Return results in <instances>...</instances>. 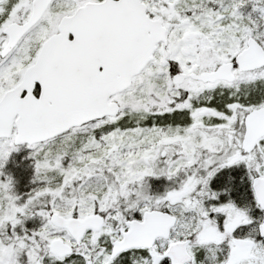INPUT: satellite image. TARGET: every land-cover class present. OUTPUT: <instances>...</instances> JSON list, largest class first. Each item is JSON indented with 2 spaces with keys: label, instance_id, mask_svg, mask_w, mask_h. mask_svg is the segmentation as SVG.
<instances>
[{
  "label": "snow or ice",
  "instance_id": "1",
  "mask_svg": "<svg viewBox=\"0 0 264 264\" xmlns=\"http://www.w3.org/2000/svg\"><path fill=\"white\" fill-rule=\"evenodd\" d=\"M0 264H264V0H0Z\"/></svg>",
  "mask_w": 264,
  "mask_h": 264
}]
</instances>
